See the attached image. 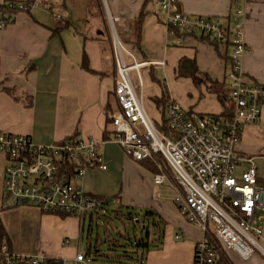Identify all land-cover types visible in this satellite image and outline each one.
Here are the masks:
<instances>
[{
	"label": "crops",
	"instance_id": "1",
	"mask_svg": "<svg viewBox=\"0 0 264 264\" xmlns=\"http://www.w3.org/2000/svg\"><path fill=\"white\" fill-rule=\"evenodd\" d=\"M6 1L0 0V5ZM238 5L243 11L240 17L246 46L241 58L242 76L264 85V0H177V8L189 16L222 21L233 16ZM165 18L160 0H39V5L29 10L14 11L0 29V132L27 135L42 145L73 136L96 141L106 168L90 166L82 179L72 182L94 196L109 198V202L152 209L161 216L164 224L158 247L147 251L143 264H194V245L203 238V232L179 213L174 203L178 188L172 177L154 184L156 173L127 156L110 139L112 126L108 123L109 113L119 110L113 93L114 38L124 48L126 63L137 64L130 77L141 78V88L135 89L138 94L141 89L144 110L154 124L162 122V112L153 99L161 97L163 90L168 100L184 110L222 114L217 95L203 85L200 91L195 87L190 63L215 79L228 94L229 60L196 34L185 36L183 45L176 46L168 35ZM107 131L111 134L108 132L105 139ZM233 152L239 160L236 175L248 167L245 159L249 157L257 175L261 169L264 178V105L259 119L243 126ZM4 165L5 156L0 152V219L12 251L48 259L67 258L69 249L64 247V240L70 243L79 238L80 220L61 218L32 206L5 205ZM11 212L16 221L26 213H34L38 220L54 219L59 229L49 242L44 241L45 245L39 236L36 251L13 240L6 223ZM177 234H181L180 239ZM229 255L234 264H264L257 253L247 259Z\"/></svg>",
	"mask_w": 264,
	"mask_h": 264
},
{
	"label": "built area",
	"instance_id": "2",
	"mask_svg": "<svg viewBox=\"0 0 264 264\" xmlns=\"http://www.w3.org/2000/svg\"><path fill=\"white\" fill-rule=\"evenodd\" d=\"M247 1V0H243ZM5 8L26 11L39 0H8ZM166 12L165 25L176 46L187 35L196 34L215 42H229L231 65L226 73L228 94L234 103L233 114H195L168 100L165 129L153 123L142 104L141 89L136 92L130 71L137 64H127L121 44L113 41L115 78L113 93L117 112L109 113L111 140L136 161L161 159L166 162L178 191L174 203L181 216L199 226L203 238L194 245V264H213L217 253L207 242L211 233L229 252L241 259L257 253L264 257V186L259 184L252 159L248 167L235 174L238 158L233 144L245 124L259 119L264 105V85L244 80L241 58L246 50L243 40L242 8L222 21L217 17L189 16L177 8V0H160ZM55 18L61 21L59 15ZM8 20L0 16V29ZM132 56V54H130ZM141 88V78H136ZM142 94V93H141ZM0 152L5 156L3 198L10 206H32L44 213H62L84 218L103 212L101 200L86 192L73 180L82 179L90 166L106 168L96 141L78 136L51 144H36L27 135L0 132ZM169 179L160 169L154 184ZM176 238L180 239L181 234ZM65 239L64 243L68 244ZM138 259L137 264H143ZM0 264H52L41 255L19 254L0 237ZM53 264H89L76 251L70 258L55 259Z\"/></svg>",
	"mask_w": 264,
	"mask_h": 264
},
{
	"label": "rangeland",
	"instance_id": "3",
	"mask_svg": "<svg viewBox=\"0 0 264 264\" xmlns=\"http://www.w3.org/2000/svg\"><path fill=\"white\" fill-rule=\"evenodd\" d=\"M135 79L136 78H132V82L135 85V88L138 89V85L136 84L137 79ZM258 177L259 184L264 186V178L261 177V169L260 175L258 174ZM4 204L7 205L8 203L5 202ZM103 205L107 211L104 214H107L109 219L105 221L104 219L93 218L91 226L89 227L88 219L86 218L84 220L83 229H80L81 234L79 238L76 240H70V243L64 244V247L69 249L68 255H66V257L70 258L76 251H78L87 257L89 264H137L139 257L141 255L144 257L147 251L141 253V249L135 245L132 246L129 244L127 238H130L132 241H134L141 236H145L141 224V221H144V210H132L129 209L130 207L128 208L126 206L118 205L115 201L106 202ZM113 210H116L117 212ZM128 212L131 213V218H127ZM34 216V213H26V215L22 216L20 221H16L17 216L11 212L9 218L6 220V223L9 225V233L14 241L25 245H30L37 251L36 247L39 236L42 235L41 244L43 242V245H45L44 241L49 242L50 236L53 235V233L55 234V231L58 230L59 227L58 223L54 221V219H47L46 221H43L41 218L38 220L37 215L36 217ZM50 218H54V216ZM152 221L153 218L149 219L151 224H149L148 229L150 237L153 238L157 229L153 227ZM156 221L159 220L156 219ZM158 223L160 228H162L163 223ZM144 224H146V221ZM88 234L90 236V240H88ZM107 240H117L120 246H116L112 250H109ZM95 242L97 243L100 254L103 252H110L113 256H120L116 260H110L102 257V255H94ZM152 243L158 244L157 239H153ZM152 247L153 246H151V249H153ZM123 251H126V253L131 256V258L122 256L124 253ZM262 260H264L263 256Z\"/></svg>",
	"mask_w": 264,
	"mask_h": 264
},
{
	"label": "trees",
	"instance_id": "4",
	"mask_svg": "<svg viewBox=\"0 0 264 264\" xmlns=\"http://www.w3.org/2000/svg\"><path fill=\"white\" fill-rule=\"evenodd\" d=\"M14 12V10H10L8 8H5V5H0V16L1 18H4L6 20H9L11 19V15L12 13ZM141 19V17L139 18ZM200 39L206 41V42H209L211 43L216 51L221 54L223 57L227 58L229 60V69H230V65H231V56L230 54H228V48H230V44L229 42H215L213 40H210L209 38H205V37H200ZM137 45H138V42H137ZM84 67H85V64H83ZM190 68H191V72H192V81L195 85V87L197 89H201V85H203L205 87V89L209 92H213L217 95V98L219 100V102L221 103V105L223 106V111H222V114L225 116V117H230L232 114H233V109H234V103L233 101L231 100L229 94L225 93L223 88L220 87V84L213 78H211L207 73H201L198 71L197 69V66L195 65L194 62L190 63ZM228 69V70H229ZM228 82V81H227ZM166 94V91L163 90V94L161 95V97L159 98H154V102L155 104L160 107L161 109V112H162V122L160 124H156L158 127H160L161 129H165V107H166V104L168 102V97L165 96ZM200 96H201V93H200ZM108 123H110V119L108 120ZM110 132V131H107L104 133V137L105 139H108V136H107V133ZM111 134V132H110ZM141 164L143 166H145L146 168H148L149 170L153 171L154 173H158L160 172V169L165 171L168 176H171L170 175V171L168 169V165L166 164L165 161L161 160L159 162H155L153 160H150V159H145V160H140ZM158 163V164H157ZM98 197V196H96ZM101 202H102V208H103V211L102 213L100 214H87L84 216V218H81L80 219V228L83 229V225H84V220L87 218L88 219V225L89 227L91 226V222L93 220V218H100V219H104L105 221L107 219H109V216L107 214H104L106 213V208H104L103 204H105L106 202H109V198H104V197H98ZM129 208V207H128ZM105 209V210H104ZM129 209H134L135 208H129ZM144 210V221L142 220L141 221V224H142V230L144 231V234L145 236L144 237H140L134 241H132L130 238H127L128 241H129V244H131L132 246L135 245L136 247L140 248L141 249V253H143L144 251H149L151 249V246H153L152 248H156L158 247V244H154L152 243L153 242V239L154 240H158L159 237L161 236V232H162V228H160V225L158 222L160 223H163L162 221V218L161 216L155 212L154 210L152 209H143ZM115 212H117L116 210H113ZM56 215H58L59 217L61 218H65L67 216H71V215H67V214H62V213H54ZM127 218H131V213L128 212L127 214ZM153 218V221H152V225L153 227H155V229H157V231L154 233L155 236L152 238L150 237V233H149V224H151L149 222V219H152ZM159 220V221H156ZM82 220V222H81ZM146 221V224H144V222ZM164 224V223H163ZM81 229V230H82ZM0 237L3 238L4 240H6V242L8 243L9 245V248H11L10 246V239L8 237V233L0 219ZM207 237V242L208 244L211 246L212 249H214L217 253V257L216 259L214 260L215 262L213 264H234L232 259L230 258V255L228 250H226L219 242V240L214 237V235H212L211 233H209V235L206 236ZM152 239V240H151ZM88 240H90V236L88 234ZM97 241V240H96ZM108 242V249L109 250H112L114 247L116 246H120V244L118 243L117 240H113V241H110V240H107ZM124 253L122 254V256L124 257H129L131 258V256H129L126 251H123ZM94 255H102V257H105L107 259H110V260H116L120 255H111L110 252H103V253H99V250H98V246H97V243L95 242V245H94ZM139 259H144L143 255H141L139 257ZM49 263H54L55 259H48Z\"/></svg>",
	"mask_w": 264,
	"mask_h": 264
},
{
	"label": "bare ground",
	"instance_id": "5",
	"mask_svg": "<svg viewBox=\"0 0 264 264\" xmlns=\"http://www.w3.org/2000/svg\"><path fill=\"white\" fill-rule=\"evenodd\" d=\"M109 22H110V23L112 22V19H111V18H109Z\"/></svg>",
	"mask_w": 264,
	"mask_h": 264
}]
</instances>
